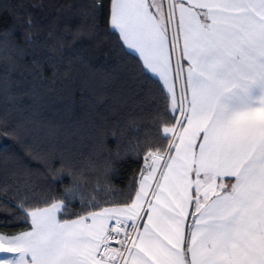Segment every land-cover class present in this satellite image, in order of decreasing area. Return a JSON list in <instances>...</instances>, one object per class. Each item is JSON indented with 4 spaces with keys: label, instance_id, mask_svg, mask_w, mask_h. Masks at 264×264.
I'll list each match as a JSON object with an SVG mask.
<instances>
[{
    "label": "snow or ice",
    "instance_id": "obj_1",
    "mask_svg": "<svg viewBox=\"0 0 264 264\" xmlns=\"http://www.w3.org/2000/svg\"><path fill=\"white\" fill-rule=\"evenodd\" d=\"M85 17L93 34L103 17L134 62L140 110L100 126L87 157L28 141L0 113V264H264V0H89ZM22 19L23 45L0 27L13 65L36 40L32 17ZM9 78L5 65L0 81ZM141 126L121 150L124 131ZM109 135L117 161L140 164L124 190L109 180ZM8 139L53 183H72L59 193L40 185L45 174Z\"/></svg>",
    "mask_w": 264,
    "mask_h": 264
},
{
    "label": "trees",
    "instance_id": "obj_2",
    "mask_svg": "<svg viewBox=\"0 0 264 264\" xmlns=\"http://www.w3.org/2000/svg\"><path fill=\"white\" fill-rule=\"evenodd\" d=\"M34 2L2 0L5 10L0 12V27L14 28L15 43L23 45L26 26L22 18L30 15L36 40L25 46L27 54L18 57L15 65L0 53V69L7 65L10 72L6 84L0 81V113L7 109L11 124L20 126L28 141L87 157L100 126L108 129L116 122L124 126L140 110L143 95L132 79L134 62L119 51L103 17L98 20L96 33H91V22L85 17L89 0H40L39 7H33ZM49 32L53 33L51 40L47 38ZM142 136V126L140 132L128 127L120 140L121 150ZM7 143L9 151L18 153L27 169L45 174L37 175L40 185L52 184L59 193L72 183L73 177L67 174L53 183L41 161L27 155L14 140L8 139ZM106 147L112 153L111 185L124 190L140 164L130 159L117 161V140L111 135ZM106 158L107 153L100 157ZM54 167L59 168V163ZM25 227L9 225L11 231Z\"/></svg>",
    "mask_w": 264,
    "mask_h": 264
}]
</instances>
